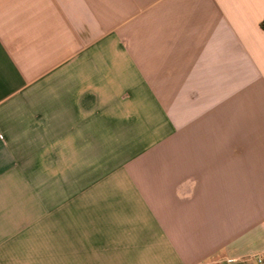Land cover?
<instances>
[{
  "label": "crops",
  "instance_id": "obj_1",
  "mask_svg": "<svg viewBox=\"0 0 264 264\" xmlns=\"http://www.w3.org/2000/svg\"><path fill=\"white\" fill-rule=\"evenodd\" d=\"M264 0H0V264H257Z\"/></svg>",
  "mask_w": 264,
  "mask_h": 264
},
{
  "label": "built area",
  "instance_id": "obj_2",
  "mask_svg": "<svg viewBox=\"0 0 264 264\" xmlns=\"http://www.w3.org/2000/svg\"><path fill=\"white\" fill-rule=\"evenodd\" d=\"M253 259L257 264H264V255H258L256 257H253Z\"/></svg>",
  "mask_w": 264,
  "mask_h": 264
}]
</instances>
